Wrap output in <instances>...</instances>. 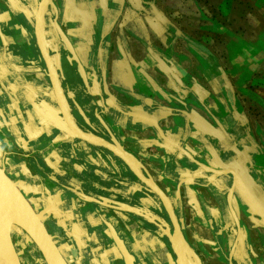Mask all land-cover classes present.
<instances>
[{"label": "flooded vegetation", "instance_id": "1", "mask_svg": "<svg viewBox=\"0 0 264 264\" xmlns=\"http://www.w3.org/2000/svg\"><path fill=\"white\" fill-rule=\"evenodd\" d=\"M40 1L0 0V167L67 264H264V154L247 138L244 115L229 98L194 102L181 86V101L198 114L175 122L199 149L170 151L161 136L166 103L148 97L149 119L126 124L121 111L142 101L125 108L108 84L126 0H98L97 9L91 0H51L42 21L52 67L37 40ZM139 135L161 145L143 150ZM15 228L21 264H49Z\"/></svg>", "mask_w": 264, "mask_h": 264}, {"label": "crops", "instance_id": "2", "mask_svg": "<svg viewBox=\"0 0 264 264\" xmlns=\"http://www.w3.org/2000/svg\"><path fill=\"white\" fill-rule=\"evenodd\" d=\"M92 3L99 7L98 0ZM88 9L81 7L78 17L88 16ZM107 77L128 104L125 108L133 106V98L142 101L132 107L133 113L121 111L126 124L149 119L144 107L154 102L148 97L166 103L165 116L171 118L163 123L166 133L161 136L172 152L185 144L199 149L176 123L198 114L181 101L183 86V96L194 102L212 96L228 104L229 98L246 118L247 138L264 154V0H126L111 35ZM174 80L181 85H172ZM159 89L166 97L161 98ZM137 137L148 147L143 150L161 145L155 137Z\"/></svg>", "mask_w": 264, "mask_h": 264}, {"label": "water", "instance_id": "3", "mask_svg": "<svg viewBox=\"0 0 264 264\" xmlns=\"http://www.w3.org/2000/svg\"><path fill=\"white\" fill-rule=\"evenodd\" d=\"M50 1L41 0L38 3L39 9L35 16L38 44L43 55L48 60L49 66L52 67L42 21ZM121 2L123 3V0ZM58 30L63 41L66 43L67 51L74 56L84 80L87 81L83 66L76 57L74 47L59 26ZM57 64L60 67L59 57ZM16 226L21 227L30 236L42 250L49 264H67L55 246L39 215L13 180L6 174L5 170L0 167V264H21L12 237V229Z\"/></svg>", "mask_w": 264, "mask_h": 264}, {"label": "rangeland", "instance_id": "4", "mask_svg": "<svg viewBox=\"0 0 264 264\" xmlns=\"http://www.w3.org/2000/svg\"><path fill=\"white\" fill-rule=\"evenodd\" d=\"M13 230H17L15 227H13Z\"/></svg>", "mask_w": 264, "mask_h": 264}]
</instances>
